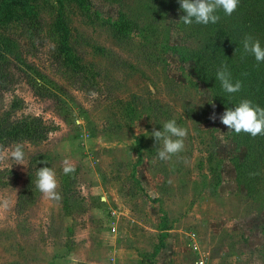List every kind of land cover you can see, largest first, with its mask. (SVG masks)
Returning a JSON list of instances; mask_svg holds the SVG:
<instances>
[{"label":"rangeland","instance_id":"obj_1","mask_svg":"<svg viewBox=\"0 0 264 264\" xmlns=\"http://www.w3.org/2000/svg\"><path fill=\"white\" fill-rule=\"evenodd\" d=\"M62 1L63 8L40 0L44 40L33 44L19 22L8 28L25 64L12 90L0 91V117L18 99L17 117H42L56 130L43 143L5 148L23 145L24 156L0 161L1 171L13 172L0 186V264H264V195L249 197L237 180L248 149L220 122L223 108L185 58L197 39L178 23L181 12L156 20L139 15L135 0ZM59 13L97 90L81 89L56 62ZM122 13L148 32L115 37ZM5 29L0 25V33ZM35 79L43 94L31 86ZM171 119L188 134L184 150L164 161L151 133ZM45 166L55 170L60 199L39 191L20 212L29 173ZM211 166L221 174L218 186ZM65 168L79 169V204L70 214Z\"/></svg>","mask_w":264,"mask_h":264},{"label":"trees","instance_id":"obj_2","mask_svg":"<svg viewBox=\"0 0 264 264\" xmlns=\"http://www.w3.org/2000/svg\"><path fill=\"white\" fill-rule=\"evenodd\" d=\"M57 1L63 8V1ZM135 1L140 4L139 15H156V20L169 10H179L181 16L185 14L178 0ZM39 6L40 0H0V25L6 28L0 33V91L2 92L12 90L16 83V71L23 70L25 64L21 45L18 46L17 41L10 37L8 28L13 22H19L24 36L33 44L39 39L44 40V18L41 16ZM217 14L221 19L216 24L205 26L193 23L191 26H186L181 23L189 36L197 39V47L188 49L185 58L195 62L198 79L212 91L214 99L221 105L223 111L238 106L244 99H249L254 105L264 108V62L258 63L253 55L245 54L242 45L244 37L251 35L259 39L261 46L264 47V0H240L238 9L231 16L226 15L222 10ZM113 27L115 37L121 40L134 37L136 31L142 36L148 32L147 29H140L139 21L126 13L119 16ZM54 36L57 38V45L54 48L56 62L64 74L81 89L97 90L93 69L81 62L82 59L71 42L64 13H59ZM222 65H227L233 81H242L241 91L230 94L223 90L220 81L216 79L217 70ZM29 82L36 92L43 94L45 87L43 88L41 83L36 79ZM21 107L22 101L15 99L0 117V151L16 143H43L56 130L42 117L32 115L17 117V110ZM232 135L239 145L248 149L244 162L237 165V180L248 190L249 197L261 198L264 195V135L255 138L243 132L240 134L232 132ZM210 161H213L212 158ZM210 171L214 174L215 184L218 186L221 182L218 168L211 166ZM78 174L79 169H71L67 174L65 171L61 173L65 208L68 214L72 211V205L76 207L79 204L74 195ZM12 176V171L0 170V186L7 187ZM36 180L35 171H31L18 197L17 209L20 212H24L27 207L35 203L39 192ZM163 247L162 243L155 252L158 253Z\"/></svg>","mask_w":264,"mask_h":264},{"label":"clouds","instance_id":"obj_3","mask_svg":"<svg viewBox=\"0 0 264 264\" xmlns=\"http://www.w3.org/2000/svg\"><path fill=\"white\" fill-rule=\"evenodd\" d=\"M178 3L185 13L180 16L178 23L186 26H191L193 23L207 26L219 22L221 17L217 13L220 10L231 16L238 9L240 0H178ZM242 45L245 54L253 55L258 63L264 62V47L261 46L259 39L246 35ZM216 79L220 81L223 90L230 94L241 91L243 87L242 81H233L227 65H222L217 70ZM211 119H216L215 113H213ZM219 119L227 127L228 133L235 132L240 134L243 132L250 134L253 138L258 135H264V108L254 105L249 99L242 100L234 108H227ZM187 134V129L179 126L175 119L164 122L162 130L153 129L151 136L154 138L156 145L158 143L161 145L158 149V158L168 161L173 155L182 152L185 147ZM220 134L221 136L225 135L222 132ZM22 148L23 145L17 144L14 146V150L3 149L0 151V161H4L9 156V153L17 161L22 160L24 156ZM64 171L67 174L71 169L65 168ZM36 175V187L39 191L46 197L60 199L59 193L56 192L59 181L56 178L55 170L48 166L41 167Z\"/></svg>","mask_w":264,"mask_h":264},{"label":"built area","instance_id":"obj_4","mask_svg":"<svg viewBox=\"0 0 264 264\" xmlns=\"http://www.w3.org/2000/svg\"><path fill=\"white\" fill-rule=\"evenodd\" d=\"M113 231H115V230H113ZM195 250H198V246H196V245H195ZM198 264H205V262H204L203 260H200V261L198 262Z\"/></svg>","mask_w":264,"mask_h":264}]
</instances>
